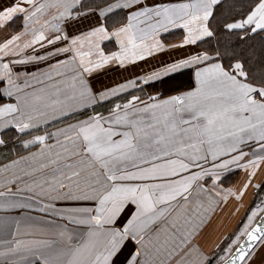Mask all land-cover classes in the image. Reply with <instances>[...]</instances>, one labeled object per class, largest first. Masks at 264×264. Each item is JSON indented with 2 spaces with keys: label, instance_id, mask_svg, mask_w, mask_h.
Here are the masks:
<instances>
[{
  "label": "snow or ice",
  "instance_id": "obj_1",
  "mask_svg": "<svg viewBox=\"0 0 264 264\" xmlns=\"http://www.w3.org/2000/svg\"><path fill=\"white\" fill-rule=\"evenodd\" d=\"M222 2L10 0L0 7V95L16 101L0 106V129L39 133L93 109L25 140L37 151L0 167V264H118L121 256L119 264H251L254 246H264V201L224 239L227 247L208 255L196 237L264 165V73L251 75L235 56L225 65L218 51H194L99 92L88 83L106 66L126 70L168 48L198 45L213 37L214 19L240 40L264 32V0L216 19ZM118 13L125 15L113 20ZM92 16L98 22L87 31H66ZM18 17L21 30L9 32ZM177 28L182 43L166 46L162 35ZM112 38L119 50L106 53L102 43ZM61 56L38 74L14 71ZM184 70L193 73L191 90L131 94ZM105 103L107 114L94 111ZM235 170L247 177L240 189L220 187Z\"/></svg>",
  "mask_w": 264,
  "mask_h": 264
},
{
  "label": "crops",
  "instance_id": "obj_2",
  "mask_svg": "<svg viewBox=\"0 0 264 264\" xmlns=\"http://www.w3.org/2000/svg\"><path fill=\"white\" fill-rule=\"evenodd\" d=\"M10 3V0H0V7L6 6ZM125 15V13H118L117 16L112 19H119ZM97 18L82 17L78 21H72L65 25L66 31L70 34H79L81 32L87 31L90 26L96 24ZM22 25V17H18L13 23L10 25L8 31L9 32H18L21 30ZM184 36V32L182 29H173L169 33H165L162 35L161 39L165 43V45H179L182 43ZM3 38V33H0V39ZM206 39V38H205ZM199 44V43H198ZM60 46V45H58ZM102 47L106 53H111L119 50V46L117 45L115 38L104 41L102 43ZM51 51V49H48ZM194 51H204L198 45L196 46H185V47H175L168 48L167 51L162 52L160 54L155 55L154 57L147 58L144 61H138L135 64H129L127 69L124 70L122 68L117 67L115 64L106 66L105 68L98 70L93 73L89 78L88 83L90 84L92 90L94 92H99L104 89L110 88L115 84L126 81L127 79L134 78L135 76H142L150 71H152L155 67H158L164 63L171 62L173 59L186 56L187 54ZM56 59H64L61 57H53L47 62H41L39 64H30L25 66H17L14 71L16 72H26V73H39V71H46L48 68V64L55 63ZM167 78V77H166ZM164 78V79H166ZM179 82L176 84L178 87L176 91L169 93L167 95L161 96V98H167L170 95H175L179 92H184L191 90L195 87L194 76L191 70H184L182 74H174L172 77ZM4 87L3 84H0V88ZM132 95H139L142 98H147L148 95H156L158 93L155 92H147V94H139L138 91L132 92ZM127 98V97H126ZM124 98V99H126ZM15 99H9L2 95H0V106H3L6 103H15ZM96 109V107H95ZM93 109H88L81 111L75 114L70 119H66L61 122H57L48 126L47 129H41V132H29L22 135V142L25 140L31 139L34 135L42 134L43 131H54L57 128L64 127L68 123H73L76 120L85 119L87 116L92 115ZM84 112V113H82ZM99 112V111H95ZM107 114L106 112H102ZM15 130L14 127H9ZM4 129H0V138H2L1 132ZM19 134V133H17ZM37 151L36 146H30L29 148H24L22 151L18 153H14L9 159L0 162V167L5 164H9L13 160H17L21 157H28L30 153ZM28 161H23L21 163V167H23ZM247 177L243 170H235L228 174H226L225 178L222 180L220 187L222 188H234L240 189V187L246 182ZM209 184L211 181L208 182ZM259 185V187H257ZM261 201H264V165H261L257 170L256 175L253 177L251 184L244 191L243 196L240 200H236L235 198H230L226 203L221 201L220 206L215 209L214 214L211 215L210 222L207 223L206 227L200 232V234L196 237V243L203 249V251L211 255L214 250L219 251L217 249V245H221V247H227L226 243H223L224 239L228 237L230 234L237 232L239 228L243 227V223L247 222V214H250L252 208L256 205L260 204ZM62 206V205H58ZM13 216H18L20 213L12 212L9 213ZM31 215H39L37 213H30ZM47 218V217H45ZM69 227H72L69 225ZM55 228L48 229V237L55 238L54 233ZM123 256L119 258V261L123 260ZM118 261V264H119ZM215 264V261L213 262ZM251 264H264V246L257 244L254 246L251 252Z\"/></svg>",
  "mask_w": 264,
  "mask_h": 264
},
{
  "label": "trees",
  "instance_id": "obj_3",
  "mask_svg": "<svg viewBox=\"0 0 264 264\" xmlns=\"http://www.w3.org/2000/svg\"><path fill=\"white\" fill-rule=\"evenodd\" d=\"M251 0H223L216 9V19L233 15L237 12L244 11ZM214 35L199 42L198 46L210 53L220 52L222 54V62L227 65L235 56L240 59L245 69L251 75L259 78L264 73V32H258L250 35L246 40L239 39V33H228L216 29V20L212 21ZM176 80L166 78L157 81L153 85L144 87L148 92L158 93L160 96L167 95L177 90ZM111 104L105 103L96 111L106 112ZM2 138L8 143L7 146H0V162L9 159L14 153H18L23 149L22 135L17 134L14 129L6 128L1 132Z\"/></svg>",
  "mask_w": 264,
  "mask_h": 264
},
{
  "label": "rangeland",
  "instance_id": "obj_4",
  "mask_svg": "<svg viewBox=\"0 0 264 264\" xmlns=\"http://www.w3.org/2000/svg\"><path fill=\"white\" fill-rule=\"evenodd\" d=\"M176 83H179V82H176ZM134 92H135V91H134ZM136 92H137V91H136ZM147 92H148V90H145L144 87L142 88V90H139V91H138L139 94H147ZM124 98H126V97H121V100H123ZM113 103H115V101H113ZM102 105H103V104H102ZM102 105H98V106H96V109H94V111H96V110H98L99 108H101ZM90 111H93V110H90ZM82 113H84V112H82Z\"/></svg>",
  "mask_w": 264,
  "mask_h": 264
}]
</instances>
